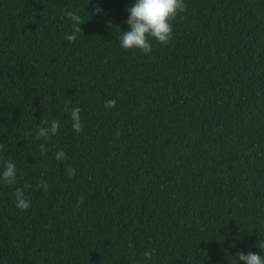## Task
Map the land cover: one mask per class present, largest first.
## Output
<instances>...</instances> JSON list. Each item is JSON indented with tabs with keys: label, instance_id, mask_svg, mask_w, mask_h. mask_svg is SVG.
<instances>
[{
	"label": "trees",
	"instance_id": "16d2710c",
	"mask_svg": "<svg viewBox=\"0 0 264 264\" xmlns=\"http://www.w3.org/2000/svg\"><path fill=\"white\" fill-rule=\"evenodd\" d=\"M134 2L0 0V173L17 167L0 182V264L264 254V0H184L171 42L150 38L147 54L120 46ZM65 10L82 18L75 42ZM43 120L60 123L48 141L35 139Z\"/></svg>",
	"mask_w": 264,
	"mask_h": 264
},
{
	"label": "clouds",
	"instance_id": "9594fccd",
	"mask_svg": "<svg viewBox=\"0 0 264 264\" xmlns=\"http://www.w3.org/2000/svg\"><path fill=\"white\" fill-rule=\"evenodd\" d=\"M187 10L184 0H135V2L127 8L128 18L125 23L128 25L127 31H122L120 36V46L125 49H138L141 52L147 54L152 51L150 38L156 40L162 45H167L173 38V21L176 19L178 13L185 12ZM103 10L98 6H93L92 14H99ZM65 14L68 19L73 22V34L68 35L66 39L69 42H75L77 39V33L82 32L81 25L82 18L78 12L67 11ZM116 106L115 99H109L105 102L104 107L106 109L114 108ZM81 109L74 107L70 111L72 120V129L77 133L83 131V124L80 118ZM60 128V123L57 120H43L42 124L37 127L35 139L45 141L50 140L55 136ZM120 133L117 132L116 136L119 137ZM5 147L3 143H0V152L4 151ZM47 149L43 144L40 145L41 156L47 155ZM55 159L63 161L65 159V153L63 150L57 151ZM68 175L74 176L76 170L69 166L67 169ZM17 181V167L11 161H6L3 166V171L0 173V182L12 185ZM38 188H43L45 192L48 191V184L41 179L37 185ZM31 188L30 184H25L23 188H16L14 197L16 201V207L21 210H28L31 201L28 195H26L25 189ZM84 202V197L80 196L77 200L76 206ZM260 249H264V243L259 246ZM152 255L151 251H145L143 256L145 259H150ZM241 261L243 264H264V254H257L254 252H248L247 254L242 251L236 253V262ZM132 264H137L133 261Z\"/></svg>",
	"mask_w": 264,
	"mask_h": 264
}]
</instances>
